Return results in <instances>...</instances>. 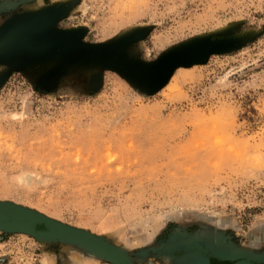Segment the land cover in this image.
Returning <instances> with one entry per match:
<instances>
[{
  "label": "rangeland",
  "instance_id": "rangeland-1",
  "mask_svg": "<svg viewBox=\"0 0 264 264\" xmlns=\"http://www.w3.org/2000/svg\"><path fill=\"white\" fill-rule=\"evenodd\" d=\"M0 203V264H264V0H0Z\"/></svg>",
  "mask_w": 264,
  "mask_h": 264
},
{
  "label": "water",
  "instance_id": "water-1",
  "mask_svg": "<svg viewBox=\"0 0 264 264\" xmlns=\"http://www.w3.org/2000/svg\"><path fill=\"white\" fill-rule=\"evenodd\" d=\"M43 26V23L39 26H34L30 31H35L37 28ZM18 38L9 41L5 46H9L11 43L15 42ZM204 60V55L196 52L182 54L168 63L169 68H173L179 65H189L192 62H202ZM44 222L51 226H55L51 221L46 220L26 209L7 204L0 203V227L13 228L17 230H33L35 222ZM242 256L240 255H227L222 257V259H227L230 261H235L233 264H242L244 261L240 260ZM122 264H126L125 260H122Z\"/></svg>",
  "mask_w": 264,
  "mask_h": 264
},
{
  "label": "bare ground",
  "instance_id": "bare-ground-1",
  "mask_svg": "<svg viewBox=\"0 0 264 264\" xmlns=\"http://www.w3.org/2000/svg\"><path fill=\"white\" fill-rule=\"evenodd\" d=\"M42 23H39V22H34V23H31V24H29L28 26H26L25 28H24V30L22 31V33H21V35H19V37H17V38H21V37H23L27 32H29L30 30H32L31 28H33L34 26H39V25H41ZM26 180V179H25ZM27 181V180H26ZM25 181V182H26ZM43 264H45V263H43Z\"/></svg>",
  "mask_w": 264,
  "mask_h": 264
},
{
  "label": "flooded vegetation",
  "instance_id": "flooded-vegetation-1",
  "mask_svg": "<svg viewBox=\"0 0 264 264\" xmlns=\"http://www.w3.org/2000/svg\"><path fill=\"white\" fill-rule=\"evenodd\" d=\"M215 264H221V263H215Z\"/></svg>",
  "mask_w": 264,
  "mask_h": 264
}]
</instances>
